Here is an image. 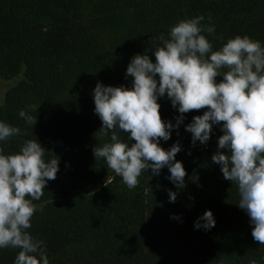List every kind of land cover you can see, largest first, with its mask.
<instances>
[{
  "label": "trees",
  "instance_id": "trees-1",
  "mask_svg": "<svg viewBox=\"0 0 264 264\" xmlns=\"http://www.w3.org/2000/svg\"><path fill=\"white\" fill-rule=\"evenodd\" d=\"M196 16L203 17L202 27L212 28L202 34L213 50L236 35L264 46V0H0V80L14 82L0 103V121L21 130L0 141V151L17 152L25 140L37 138L59 157L56 178L33 201L26 230L43 241L49 260L72 248L68 264H264V245L252 238L249 217L237 206L236 184L211 161L222 135L219 125L206 144L195 146L185 131L206 108L184 114L170 139L160 141L164 149L181 145L175 160L185 169L183 188L166 179L164 167L158 176L142 170L129 189L120 176H110L103 158L93 156L94 146L110 139L98 131L95 84L131 87L133 78H125L130 58L148 51L154 61L150 50L161 44L157 37L167 39L171 26ZM118 30L132 43L129 57L106 70L91 68L99 45L95 31ZM79 70V88L64 95L69 76ZM157 102L161 119L175 123L179 113L169 99ZM21 109L36 123L27 124ZM169 189L177 193L175 202L168 200ZM205 210L215 226L195 229ZM17 252L0 249V264H13Z\"/></svg>",
  "mask_w": 264,
  "mask_h": 264
},
{
  "label": "clouds",
  "instance_id": "clouds-1",
  "mask_svg": "<svg viewBox=\"0 0 264 264\" xmlns=\"http://www.w3.org/2000/svg\"><path fill=\"white\" fill-rule=\"evenodd\" d=\"M202 20L182 19L170 27L167 39L163 34L157 37L161 44L150 50L154 61L148 51L133 55L125 71V78H133L131 87L95 84L91 94L94 114L102 122L98 131L110 133V139L94 146L93 156L103 158L129 189L137 185L142 170L151 169L158 176L164 167L170 173L166 179L183 188L185 169L175 160L181 145L175 142L164 149L160 141L170 139L184 114L206 108L192 116L185 131L195 146L197 141L206 144L213 126L219 125L222 135L211 161L219 165L224 179L236 184L237 206L249 217L252 238L264 245V46L247 35H236L213 50L202 34L212 28L202 27ZM165 96L179 113L175 123L161 119L157 101ZM18 115L27 124L36 123L24 109ZM20 131L0 121V141ZM58 170L59 157L37 138L25 140L17 152L0 151V249H18L13 264H49L43 241L26 230L35 211L33 201L40 199ZM176 195L169 189V202H175ZM214 226L211 210L194 222L195 229Z\"/></svg>",
  "mask_w": 264,
  "mask_h": 264
},
{
  "label": "rangeland",
  "instance_id": "rangeland-1",
  "mask_svg": "<svg viewBox=\"0 0 264 264\" xmlns=\"http://www.w3.org/2000/svg\"><path fill=\"white\" fill-rule=\"evenodd\" d=\"M115 33H105L100 31H95V34L98 36V48L95 53L89 60V64L91 68H97L98 66H102L103 70L108 69L109 67H115L125 62L126 58L129 57L132 51V43H130L127 39L122 38V31L118 30ZM80 70L69 76L68 84L64 91V95L72 93L77 88H79L80 81ZM14 83L12 81H3L0 80V103L3 99L5 92ZM110 176H116L113 170L109 168ZM73 253L72 248L68 249V251L59 257H53L49 260V264H68V259L71 258Z\"/></svg>",
  "mask_w": 264,
  "mask_h": 264
}]
</instances>
